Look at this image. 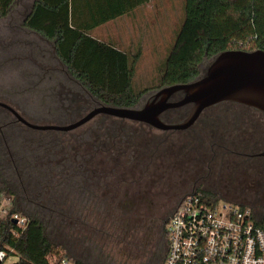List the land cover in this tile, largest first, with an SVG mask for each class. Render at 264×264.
Masks as SVG:
<instances>
[{"label": "rangeland", "instance_id": "obj_1", "mask_svg": "<svg viewBox=\"0 0 264 264\" xmlns=\"http://www.w3.org/2000/svg\"><path fill=\"white\" fill-rule=\"evenodd\" d=\"M184 1L169 0L168 25L164 28L166 35L162 34L166 42L158 43L161 45L158 50L154 44L144 46V57L134 82L138 88L151 89L143 96L138 107L159 90L153 89L160 77L155 64L163 62L175 42L182 25L181 19L184 21L185 18ZM32 2L20 0L10 17H0V101L12 106L32 123L68 125L102 103L78 82L68 79L64 71H59L58 68L62 67L60 62L50 65L56 70L45 72L46 69H39L33 64L26 68L16 60L17 54L26 50V47L19 45L21 35L16 33V27L21 23L24 5L30 6ZM10 37L16 38L17 43L11 45ZM28 39L33 40L35 45L29 46V54L32 49L37 56L41 52L36 49L39 38L33 35ZM209 63L210 59L207 58L201 65V73ZM63 69L67 73L64 66ZM58 81L84 97L81 101H75L76 113L74 108L68 111L66 100L53 99L51 94ZM236 109L244 113L239 107ZM249 114L252 122L248 123L239 122L236 116L230 114L226 122L217 118L218 122L205 125L203 119L199 120L197 125L190 127L191 131H199L198 135L190 134V128L164 131L146 123L108 114H99L75 129L59 131L28 127L18 121L12 112L0 106V157L4 160L0 164V175L9 169L6 164L11 163L24 141L33 144L39 152H44L45 148L59 151V148L66 146L63 157L69 156L71 161L87 159L91 171L96 173L86 176L82 174L85 172L79 171L84 191L74 201L70 196L61 197V203L68 211L65 221L59 223L56 217L46 218L49 220L46 233L57 245L56 249L88 264H159L154 259L158 249V225L178 193L186 195L195 190L210 192L219 201L247 205L257 213L263 211L258 206L264 204V180L252 175L257 164L238 163L237 155H224L217 150V146L210 145V141L219 139L217 136L233 140L235 134L249 137L255 131L264 129V116L257 111ZM217 124L224 125L216 128ZM105 130H115L116 134L108 137ZM211 134L214 137L220 135L214 138ZM202 136L203 139H200ZM253 136L264 138V134ZM129 138L131 141L128 142ZM98 139L107 140V147L103 149V145H99V150H92L91 141ZM226 141L221 143L227 144ZM228 146L235 148L234 145ZM92 148H96V144ZM118 148L123 149L125 156L114 157H118ZM221 151L228 152L225 149ZM86 168L89 170V167ZM99 181L102 182L97 183ZM125 192L129 193L128 200H135L134 209L125 206L124 197L121 202L120 197ZM4 197L12 198L7 194ZM26 210L35 213L37 209L29 205ZM16 261L17 256L11 254L2 264H14Z\"/></svg>", "mask_w": 264, "mask_h": 264}, {"label": "trees", "instance_id": "obj_2", "mask_svg": "<svg viewBox=\"0 0 264 264\" xmlns=\"http://www.w3.org/2000/svg\"><path fill=\"white\" fill-rule=\"evenodd\" d=\"M18 1L20 0H0V17H10ZM85 1L33 0L30 6L25 4L16 33L21 35L18 40L20 47L24 46L26 50L18 53L15 59L21 61L20 65H26V68L33 64L39 69H46L45 72L56 70V67L50 65L60 62L62 67L58 68L59 71H64L68 79L78 82L100 103L136 107L151 89L138 88L134 82L141 52L132 54L124 51L93 37L89 32L94 27L125 14L128 7L100 11L81 9ZM184 11V21L170 52L163 62L155 64L160 77L158 85L153 89L195 80L201 74L204 61L221 51L264 50V0H185ZM33 33L39 34L50 43L39 41L36 49L41 52L37 56L32 49L30 54L28 50L29 46H35L33 40L28 39ZM10 38L11 45L17 43L16 38ZM51 43L54 44V50ZM68 87H65L64 82L58 81L51 95L54 100H66L68 111L74 108L76 113L75 101H81L84 97L75 94ZM222 104L215 108L216 113L213 109L210 114H203L206 117L203 120L205 125L218 122L217 118L228 121L233 106ZM223 125L217 124L216 128ZM191 130L190 128V134L199 132L196 129ZM105 131L108 137L116 134L115 130ZM98 141H91L92 150H99V145H103V149L107 147V140ZM95 144L96 148H92ZM50 150L45 148L44 152H39L33 144L24 141L22 147L16 150L11 163L6 164L9 169H13L10 172L7 169L0 175V200L6 194L10 195L13 200L11 213L19 212L28 220L26 227L19 229L17 233L18 226L11 214L0 220V250L7 251L8 255H16L15 264H48L47 256L51 253L71 256L60 253L56 249L57 245L48 237L46 228L49 220L46 218L56 217L60 220L59 223L65 221L68 211L65 204L61 203V197L70 196L74 201L85 189L82 187V174L90 176L96 172L91 171L87 159L71 161L69 156L63 157L67 151L66 146L59 148V151ZM118 150L120 152L115 158L125 156L122 148ZM3 161L0 157V164ZM79 171L85 173L79 175ZM205 195L217 200L215 194L209 192ZM29 205H34L37 214L26 212ZM259 207L263 210L260 213L264 214V204ZM160 222L157 230L158 249L154 253V259L159 264L164 260L167 251L165 222L163 219ZM74 260L88 264L81 259Z\"/></svg>", "mask_w": 264, "mask_h": 264}, {"label": "water", "instance_id": "obj_3", "mask_svg": "<svg viewBox=\"0 0 264 264\" xmlns=\"http://www.w3.org/2000/svg\"><path fill=\"white\" fill-rule=\"evenodd\" d=\"M221 103L245 105L264 115V50L221 51L195 80L164 86L141 107L101 104L68 125L35 124L9 104L0 101V106L33 129L69 131L99 114H108L169 131L189 129L207 108Z\"/></svg>", "mask_w": 264, "mask_h": 264}, {"label": "built area", "instance_id": "obj_4", "mask_svg": "<svg viewBox=\"0 0 264 264\" xmlns=\"http://www.w3.org/2000/svg\"><path fill=\"white\" fill-rule=\"evenodd\" d=\"M12 198L0 200V220L10 215L24 229L27 218L11 213ZM168 249L163 264H264V214L250 206L213 200L195 190L183 198L170 217ZM8 253L0 250V262ZM48 264H81L51 253ZM15 264V263H14Z\"/></svg>", "mask_w": 264, "mask_h": 264}, {"label": "crops", "instance_id": "obj_5", "mask_svg": "<svg viewBox=\"0 0 264 264\" xmlns=\"http://www.w3.org/2000/svg\"><path fill=\"white\" fill-rule=\"evenodd\" d=\"M168 3L169 0H86L80 8L100 11L128 7L125 14L98 25L89 32L93 37L132 54L140 51L141 61L145 44H154L157 49L158 46L161 47L162 41L166 42V37L162 39V34L166 35L164 28L168 25ZM182 22L181 19V24ZM33 35L42 42L46 41L37 33ZM51 47L54 50L53 43Z\"/></svg>", "mask_w": 264, "mask_h": 264}, {"label": "flooded vegetation", "instance_id": "obj_6", "mask_svg": "<svg viewBox=\"0 0 264 264\" xmlns=\"http://www.w3.org/2000/svg\"><path fill=\"white\" fill-rule=\"evenodd\" d=\"M228 104H231L235 108V109L233 108V110L230 113V115L236 116L237 120L239 122H243V123L252 122L251 118H248L250 116L249 113H251L252 111H256V110H254L253 108H250L248 106L241 105V104H234V103H228ZM219 105H216V106L218 107ZM216 106L207 108L201 114V116L199 117V119L197 120V122L194 125H197L199 120H202V119L205 120L206 117H204L203 114H205V113H209L210 114L211 111L216 108ZM236 107H239L240 110L243 111L244 113H239V111H236L237 110ZM213 112L216 113L215 110ZM259 113L262 116H264L261 112H259ZM198 133H197V135H198ZM253 134H264V129H262V130L260 129L258 131H255L254 133L250 134L249 137H247L246 135L243 136L241 133L240 134L239 133L235 134L234 137H232L233 140L226 139V138H224L222 136L221 137L220 136L216 137V135H220V134H216L215 137L219 138V139H216L215 141H210V145L211 146H217L218 147L217 150H219L224 155H230L231 153H233V155H237L238 156L237 160L240 161L238 163H246V162L251 163V162H253V163H255V165L257 164L254 172L252 173V175L253 176H255V175L259 176L260 178H263V180H264V138L260 137V136L258 138L257 137L254 138ZM211 135L213 136L214 134H211ZM200 139H203V136ZM225 140H228V141H226L227 144L221 143V142H225ZM201 142L203 143L204 140H202ZM228 145H234L235 148L232 149ZM253 146H256V148H254ZM222 149H225L228 152L227 153L223 152V151H221ZM179 194L180 193L177 194L178 196L177 195L175 196L172 204L165 210L166 214H164V216L162 218L164 220V222H165V224H164L165 225V229H166V226H167V223H168L170 217L177 210V208L179 207V205L182 202L183 198L185 197L184 194L183 195H179ZM123 197H124V200L126 201V205L125 206H127L128 209H131V208L134 209V207L136 206L135 205L136 202H135V200H132V201L128 200L129 193L125 192L124 196L120 197L121 198V202L123 201L122 200ZM123 212L126 213V210H124ZM167 249H168V236H167ZM166 253H167V251H166ZM165 257H166V254H165ZM165 257H164V260H165ZM164 260L161 261V264H163Z\"/></svg>", "mask_w": 264, "mask_h": 264}]
</instances>
